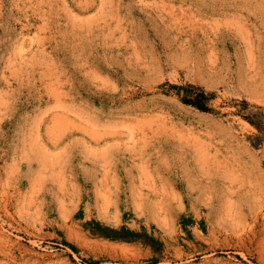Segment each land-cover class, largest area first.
<instances>
[{"label":"rangeland","instance_id":"obj_1","mask_svg":"<svg viewBox=\"0 0 264 264\" xmlns=\"http://www.w3.org/2000/svg\"><path fill=\"white\" fill-rule=\"evenodd\" d=\"M0 264H264V0H0Z\"/></svg>","mask_w":264,"mask_h":264},{"label":"trees","instance_id":"obj_2","mask_svg":"<svg viewBox=\"0 0 264 264\" xmlns=\"http://www.w3.org/2000/svg\"><path fill=\"white\" fill-rule=\"evenodd\" d=\"M173 89L178 92L177 94L178 96H180V98H182V102L184 104L196 108L197 110L204 113H210L212 111V109L210 108V103L214 99V95L208 94L205 90L191 85L187 87L174 86ZM246 120H248V122L251 125L255 126L260 132L263 131L259 123H255V121H253V118L246 117ZM114 234L117 235L120 233L115 231ZM120 239L128 240L126 237H120Z\"/></svg>","mask_w":264,"mask_h":264}]
</instances>
